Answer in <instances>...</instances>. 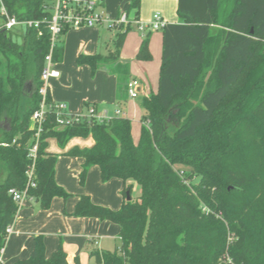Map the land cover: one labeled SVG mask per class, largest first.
I'll use <instances>...</instances> for the list:
<instances>
[{"label":"trees","instance_id":"obj_1","mask_svg":"<svg viewBox=\"0 0 264 264\" xmlns=\"http://www.w3.org/2000/svg\"><path fill=\"white\" fill-rule=\"evenodd\" d=\"M49 1L1 3L9 17L22 22L47 19ZM140 2L129 4L135 19ZM222 3L177 1V22L161 29L157 91L139 99L143 112L136 143L130 120L122 116L101 122L83 116L64 127L54 114L47 116L34 160L35 185L27 189L40 209H49L54 198L70 197L55 181L57 156L46 150L49 139L62 149L73 138L91 137L90 148L65 153L83 160L80 182L92 166L99 169L102 183L123 182L119 209L80 195L68 214L118 226L115 250L90 253L96 264H264V0H231L227 9ZM0 20H5L1 13ZM2 25L0 250L18 211L8 191L27 184L34 143L30 117L39 106L40 75L49 50L43 26L38 35L36 29L5 30ZM126 31L118 35L116 51L79 55L77 65L88 66L91 73L112 65ZM148 44L149 34L138 59L151 58ZM61 51L57 45L53 62ZM84 105L96 112L94 105ZM128 181L140 188L136 200ZM12 264H67V256L59 244L47 258L38 235L28 258Z\"/></svg>","mask_w":264,"mask_h":264},{"label":"crops","instance_id":"obj_2","mask_svg":"<svg viewBox=\"0 0 264 264\" xmlns=\"http://www.w3.org/2000/svg\"><path fill=\"white\" fill-rule=\"evenodd\" d=\"M130 1L131 0H103L101 6L107 5L113 14V17H115L114 19H117L124 12L130 18H134L135 10L128 11ZM177 1L178 0H141L137 20L143 24H147L148 22H150L152 15L157 12L161 15L165 23H176L177 22V16H176ZM2 24L3 22L1 21L0 26ZM91 28H95V27L70 28V29L64 30L63 33L61 34L59 41H58L59 43L58 45L62 46V51H61V54H59V56H57L56 60L54 61V69L59 72V77L52 78L49 80L48 93H49L50 99L55 102L64 103L66 105V108L68 107L69 110H73V111L80 108L81 104L82 105L90 104L96 107V113L106 114V116L109 118L116 116L117 111L119 112L117 116L129 118L127 116V111H124V113H122L121 111L122 106L128 103V100H127L128 96H126V99L123 100V104H121L122 97L119 98L117 95V86H116V77H115L116 71L118 70V71H122L124 74H129V66L127 65L128 63L127 61L122 59V57H120L119 51L117 54V58L112 63V65H110L109 67L105 66V67L99 68L96 71V74L94 75V77L89 76L88 66L77 65L76 63L77 57L79 55H95V54H100L102 56H108L109 54L113 53L114 50L107 49L104 54L95 53L96 51L93 48V42L87 38L81 39L80 37L79 42L77 46L75 47V49L72 51V53L67 56L66 54L64 55V52H65L64 42L67 40V37L70 35L71 33L70 31L81 30V29H91ZM124 31L125 30H123L122 32ZM147 34H150V32H147ZM63 37L65 38L63 39ZM125 37H124V40H125ZM149 41H150V37H149ZM124 42L125 41H123V45H124ZM58 62H61V67L57 66ZM132 79H135L139 82V86L137 88L138 96L141 95L142 97L144 95H148L151 92V91L149 92L145 88L143 83L140 80H138L136 77L129 78L125 81L123 85L125 90H126V83ZM106 89L108 90L107 92H105ZM112 105H114V108L116 110L115 112L111 113L109 111V106H112ZM139 108H140L141 115H142L143 111L140 106ZM50 140H54V139H49L47 141L48 146L46 150L47 152L56 155V153L50 149V146H49ZM71 141L67 143L66 146L62 149L57 146L59 149L58 151L61 153V155L66 156L65 153L69 151L70 149H72L73 147L83 149V148H90L93 145V140L91 137H87L84 140H81L80 138H73L71 139ZM73 158H76L80 161V171H79L80 173L83 160L78 157H73ZM56 163H57V160H56ZM95 168L98 169L96 166H92L89 168L88 171H90L91 169L94 170ZM55 171H56V164H55ZM98 174H99V169H98ZM123 187L124 186H122V189ZM80 195L89 196L88 194H85V193L76 194V195L70 194L71 198L70 200L67 201V203H66V200H62L60 198L58 199L54 198L51 202V211L49 210L50 212L47 211V212L35 213L33 211L34 210L33 208L34 206H38L36 201L33 200V201L25 202L24 206L21 207V209H19L16 213V216L17 214H22V215L24 214L23 220L19 222V220L15 216V220L12 225V233L9 235V237H7L8 239L6 240L5 246L2 249V254H3V257L5 258V263L12 264L13 262L17 260L26 259L30 255V252L33 246L34 237L38 235H42L41 234L42 231H35V230L28 231V225L33 218H35L37 215L42 216L43 219L41 221V225L43 226L47 225L53 228L54 219L52 216H50V213L52 212L58 213L60 209L65 205V203L68 205L69 212L72 213L74 210V206L77 201V198ZM91 201L95 203L93 200ZM122 201H123V198L121 199V204H122ZM97 205H100V204H97ZM69 212L68 214H71ZM57 219L58 221H61L58 218V216H57ZM62 222L65 227L70 228V232H67V235L75 236V240L78 239L80 245H84L85 243H88V242H93L94 246L99 247L102 241V237L99 233L100 232L104 233L105 231H109V230H111L112 233L115 234V239L119 245V237H118L119 228L115 224H112L107 221H99L94 218H76V217H74V219H66ZM55 229L57 230V227H55ZM25 231H26V234H29L31 237L33 236V239L28 238V237L23 238L22 235H24L23 232ZM97 233L99 235H97ZM65 250L67 251V253L65 252L67 256V264H70L69 256L74 255L77 252V246H74L68 243L65 246ZM45 253H46V245H45ZM88 257L93 258V257H90V253ZM1 264H2V261H1Z\"/></svg>","mask_w":264,"mask_h":264},{"label":"rangeland","instance_id":"obj_3","mask_svg":"<svg viewBox=\"0 0 264 264\" xmlns=\"http://www.w3.org/2000/svg\"><path fill=\"white\" fill-rule=\"evenodd\" d=\"M231 3V0H223L222 4L224 5V9H227L228 5ZM227 7V8H226ZM97 13L101 14L103 18L107 20L102 25L94 26L95 28L91 29H81V30H72L70 31V35L67 37V40L64 42V55H69L77 46L79 39L87 38L93 42V48L95 49V53L104 54L107 49L116 51L117 45L116 40L118 35L126 30V37L124 45L121 49H119L120 57L127 61V65L129 66V74H124L122 71H116V86H117V95L118 97H122L123 100L126 99V90L123 85L125 81L129 78L136 77L140 80L145 88L150 93H156L158 87V72L161 63V50H162V36L161 29L158 31H151L149 34L150 41L148 44V51L151 55L149 60L138 59L136 57V52L139 50L141 41L147 35V32L141 33L137 26L131 24L128 26H111V21L115 20L112 12L108 8V6H101L98 8ZM125 13V12H124ZM123 13V14H124ZM1 22V20H0ZM97 27V28H96ZM65 37H63L64 39ZM59 44V43H58ZM57 44V45H58ZM65 61V59H64ZM58 67H61V62L57 63ZM60 64V65H59ZM113 72V71H112ZM95 73H91L89 69V76L94 77ZM108 90L106 89L105 92ZM149 93V94H150ZM124 97V98H123ZM141 95L137 98H127L128 103L122 106L121 111H127L128 119L131 122V135L132 140L136 143L139 138L140 133V118L141 111L139 108V99ZM79 107V106H78ZM114 105L109 106V111L115 112ZM72 111V112H71ZM67 112L72 115H81L87 114L88 109L83 104L80 105V108L75 111L69 110L67 107ZM84 140L86 138H80ZM71 141V140H70ZM69 141V142H70ZM73 141V140H72ZM71 141V142H72ZM68 142V143H69ZM76 144V142H75ZM74 145V144H72ZM50 149L56 153L57 163H56V171H55V180L56 183L63 187V189L72 195L76 194H88L95 203L103 205L105 207H109L111 209L117 210L121 206L122 199V186L123 182L120 179H112L106 183H102L99 178L98 169L90 170L86 174L84 180L80 182L79 180V171H80V161L76 158L63 156L58 151V147L54 140L49 141ZM127 183H131L132 187L130 190V195L133 200H136L140 195L139 186L132 182L128 181ZM124 188V187H123ZM71 197L66 199V203L70 200ZM58 199V198H55ZM65 205L60 209L58 213H50V216L53 217L54 223L53 228L50 226L41 225V221L43 219L42 216L37 215L35 218L31 220L28 225V231H42V238L44 244L46 245V253L47 257L53 253L55 249L61 244L64 252L66 244L70 243L71 245L77 246V252L74 255L69 256L70 264H96L93 258H89L88 255L94 251H113L118 246V242L115 239V234L112 233L111 230L105 231L104 233H99L102 237L101 244L99 247L94 246L93 242L85 243L84 245H80L78 239L75 240V236L67 235V232H70V228L65 227L63 222L66 219H74L73 216L68 215V205ZM35 213L38 212H47L51 211V205L49 209H40L38 206H34L33 208ZM25 210V209H24ZM49 211V212H50ZM71 213V212H69ZM24 215V214H23ZM22 214H17L16 218L21 222L23 220ZM58 218L61 221H58ZM57 227V230L55 229ZM23 238H32L29 234H26V231L23 232ZM97 233V235H99ZM9 237V236H8ZM8 239V238H7ZM31 239V241H32ZM2 256V257H1ZM0 259L2 264L5 263V258L3 254H0Z\"/></svg>","mask_w":264,"mask_h":264},{"label":"built area","instance_id":"obj_4","mask_svg":"<svg viewBox=\"0 0 264 264\" xmlns=\"http://www.w3.org/2000/svg\"><path fill=\"white\" fill-rule=\"evenodd\" d=\"M0 13L4 16L5 20L2 27L5 30H11L14 26H23L28 29H36L38 35L42 33V26L46 29L49 34V50L44 57V67L40 75L41 86L38 90L39 95V106L33 112L30 117L29 128L33 131L34 143L29 149L28 158L31 160V166L27 169V184L23 190L10 189L8 194L12 197V200L17 205V209H21L25 202L33 201L27 194V189L34 187L33 180V166L37 151V145L39 137L43 131L44 125L46 123L47 116L52 113L54 114L56 123L59 127H64L70 125L72 122L85 116L87 119L94 118L101 122L103 120L110 119L106 114H98L94 111V108L88 107L87 114L72 115L67 112L66 105L61 102H55L51 99L49 100L48 93V83L52 78H58L59 72L54 69L53 62V51L58 44L59 38L64 30L70 28H80V27H94L102 25L107 22L101 14L97 13L99 7L102 3L100 0H50L48 4L44 6V10L49 12L50 15L47 19L41 21H18L15 17H9L6 13L0 0ZM111 26H129L134 24L141 33L158 31L162 29L165 25L161 15L159 13H154L150 22L143 24L135 18H130L126 13L121 14L117 19L110 22ZM139 82L132 79L126 83V93L129 98H136L138 96L137 88ZM119 112L117 111L116 115ZM12 233V227L6 229V234L9 236ZM2 250H0V254ZM1 264V259H0Z\"/></svg>","mask_w":264,"mask_h":264},{"label":"water","instance_id":"obj_5","mask_svg":"<svg viewBox=\"0 0 264 264\" xmlns=\"http://www.w3.org/2000/svg\"><path fill=\"white\" fill-rule=\"evenodd\" d=\"M126 200H130V196L128 192L126 193Z\"/></svg>","mask_w":264,"mask_h":264}]
</instances>
